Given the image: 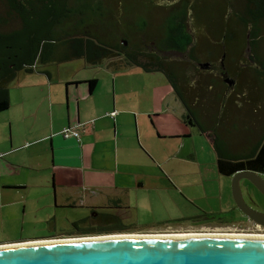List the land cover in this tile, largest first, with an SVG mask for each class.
I'll use <instances>...</instances> for the list:
<instances>
[{
	"label": "crops",
	"instance_id": "obj_1",
	"mask_svg": "<svg viewBox=\"0 0 264 264\" xmlns=\"http://www.w3.org/2000/svg\"><path fill=\"white\" fill-rule=\"evenodd\" d=\"M208 63L202 68L217 69ZM63 64L21 71L9 86V106L0 112V245L31 240L19 234L32 210L47 212L44 221L53 230L57 215L67 228L95 211L123 212L133 223L150 216L147 227L130 231L149 233L190 231L196 225L181 222L239 212L229 204L232 175L219 173L211 138L184 122V107L166 78L156 75L161 72L124 63ZM92 78L97 84L90 91ZM227 82L205 93L203 119L215 111L231 124L228 108L238 99L264 105L256 83ZM66 126L79 137L64 138ZM194 133L208 138L214 163L200 160L196 145L187 144ZM224 197L229 212L222 210ZM59 235L66 236L38 240Z\"/></svg>",
	"mask_w": 264,
	"mask_h": 264
},
{
	"label": "trees",
	"instance_id": "obj_2",
	"mask_svg": "<svg viewBox=\"0 0 264 264\" xmlns=\"http://www.w3.org/2000/svg\"><path fill=\"white\" fill-rule=\"evenodd\" d=\"M0 1L7 15L19 21L18 26L6 29L8 20L0 15V112L8 108L9 86L21 71L75 59L95 66L121 56L124 64L164 75L184 107V122L211 138L220 174L231 176L240 170L264 174V133L249 152L232 153L223 141L230 123L218 112L210 120L200 112L209 88L226 86L227 81L256 83L261 87L256 91L264 98V0H174L166 5L143 0L147 10L136 12L129 28H125L123 13L118 16L117 5L120 1L123 8L125 0ZM155 8L161 15L157 22ZM149 39L153 49L142 50L140 43ZM198 43L201 50L208 49L209 60L199 62ZM169 51L179 52L185 60L168 57ZM204 63L217 69H203ZM187 69L205 71L209 84L192 76H186L192 79L186 82ZM250 78L261 79L263 85ZM87 83L92 91L97 79ZM112 227L107 233L130 232L131 228Z\"/></svg>",
	"mask_w": 264,
	"mask_h": 264
},
{
	"label": "water",
	"instance_id": "obj_3",
	"mask_svg": "<svg viewBox=\"0 0 264 264\" xmlns=\"http://www.w3.org/2000/svg\"><path fill=\"white\" fill-rule=\"evenodd\" d=\"M242 180L264 195V179L252 170L237 171L231 179L236 207L249 219L264 225V212L251 208L243 198ZM153 234L158 233L142 232L140 236L106 233L0 245V264H264V238Z\"/></svg>",
	"mask_w": 264,
	"mask_h": 264
},
{
	"label": "rangeland",
	"instance_id": "obj_4",
	"mask_svg": "<svg viewBox=\"0 0 264 264\" xmlns=\"http://www.w3.org/2000/svg\"><path fill=\"white\" fill-rule=\"evenodd\" d=\"M155 3L158 4H171L173 3L174 0H154ZM166 3V4H165ZM118 7V16L121 17L122 13H123V19L125 22V28H129L130 27V20L135 18L136 16V12L140 11H146V5L144 4V1L142 0L141 2L139 0H125L123 8L122 6H120V1L119 4L117 5ZM156 9V8H155ZM7 9L6 6L3 2L0 1V15L6 17V19L8 20V23L6 25V29H11L14 28L16 26L19 25V21L13 16V15H7ZM156 22L161 20V15L159 12L156 11L153 14ZM123 22V20H122ZM141 35V34H140ZM136 36V38L139 39V36ZM200 38L198 37V40ZM152 40H146L145 42H141L140 46L142 47V50L145 51H151L152 48ZM199 43L196 46V55L198 57L199 62H205L206 60H209L210 56H209V51L207 50H201L199 48ZM215 55H217L214 52ZM165 55H167L168 57H173V59H180V60H185V58H182V55L177 52V51H169L167 52ZM84 60L83 59H75V60H71L70 62H64V66H67L68 64L71 66H78V64H81ZM198 62V63H199ZM124 61L122 59L121 56L115 57V58H110V59H104L100 65H108V66H113L112 64L118 65V64H123ZM198 63H196V65H198ZM67 64V65H65ZM99 65V67H101ZM121 68H118L117 70H119ZM90 70L92 71H97L98 68L96 67H91ZM205 71L203 70H199L198 69V73L193 71L192 69H187L184 74H185V78H183L186 82L187 80L192 81V79L187 78L186 80V76H192V78L196 79L198 78L199 81L203 84H209V79H207L208 77H205ZM156 75H158V77L160 78H164V75L162 73H156ZM212 74L210 73V76ZM156 77V78H158ZM250 80L255 81V79L250 78ZM258 81L255 82H260L261 85H263V81L261 79H257ZM146 81H152L155 82V78H151V79H145L144 82ZM249 88V87H247ZM255 91V89H249L248 93L252 94ZM212 96H217L216 94L212 95ZM264 101V99H263ZM207 102V101H206ZM256 107L257 108V112H252V113H248L245 112L247 110V108H252V107ZM204 107H207V105H205ZM260 108V109H259ZM233 115V118L231 120V124L225 128H227L228 132H225L224 136H223V141H224V147L232 153H238V154H244L247 153L251 150V148L255 145V142L257 141V139L263 135L264 133V105L262 106L261 104L258 106L257 102L253 101V100H245V99H238V103L235 104V106L230 105L228 108ZM245 110V111H244ZM256 110V109H253ZM215 114V111L210 112V116H213ZM188 145H192L195 144L196 145V149H197V156L200 158V160H203L205 162H211L214 163L215 162V154L214 151H212L211 149V145L210 142L208 140L207 137L200 135L199 133H194L191 137V139L188 141L187 143ZM209 153V155H208ZM231 179L232 177L229 179V183H230V189H231ZM246 184H248L246 182ZM257 201H260L261 203L264 204V197L262 195L256 196L255 198ZM216 200H214L215 202ZM227 198L224 197L222 200V210L223 211H227ZM233 197L231 195L230 197V201L229 204H233ZM235 205V203H234ZM231 210V208L228 209L227 212H229ZM47 212H44V210H39V211H34L32 210L28 216H26V220L27 222L25 223V229L23 231L22 234H19V237L23 238H31L32 240H38L40 239L42 236H50L53 234H59V232L62 233H67V230L69 228H67V225L64 223V220L57 215V221L55 220L56 223V229L53 230L52 229V223H48L45 220V217L48 219V216L46 215ZM192 213V212H191ZM223 215L225 216L223 218H231V217H235L233 216L236 212H232V214H226V212H222ZM225 213V214H224ZM123 216L127 215L125 213H123ZM135 218V217H134ZM152 218L150 216H145L143 218H139L138 221L133 223V226L130 228L129 231L132 230H138V229H142L148 226L147 223L152 222L151 220ZM212 220V219H210ZM207 218H202L201 220H193L192 222H181V225L184 224H201V223H206ZM172 225L176 224L178 225L179 223H171ZM204 229V228H203ZM209 229V228H208ZM241 230H232V231H228L227 228H224V230L222 231H200L197 230L196 228H192L190 231H185V232H167L168 234H180V233H246V234H257V235H264V233L262 232H239ZM116 233H123V234H142V232H116ZM155 233V232H154ZM158 233V232H157ZM158 234H163V233H158ZM3 235V234H2ZM63 237L65 235H59L57 237L54 238H60ZM79 236V235H78ZM6 237V234L3 235L1 237V239H4ZM53 237V236H51ZM72 238V237H77V235L73 234V235H66L63 238ZM46 239H52V238H46ZM23 242V241H20Z\"/></svg>",
	"mask_w": 264,
	"mask_h": 264
},
{
	"label": "flooded vegetation",
	"instance_id": "obj_5",
	"mask_svg": "<svg viewBox=\"0 0 264 264\" xmlns=\"http://www.w3.org/2000/svg\"><path fill=\"white\" fill-rule=\"evenodd\" d=\"M264 179V174L259 173ZM247 182L248 184H244ZM247 186V189L245 188ZM241 190L245 202L254 210L264 212V204L257 201L256 196L263 195L253 187L247 180L241 181ZM264 197V195H263ZM238 209V208H237ZM231 218H207L206 223L196 225V229L200 231H222L227 228L228 231L241 230L239 232H262L264 233V225L249 219L242 211L238 209ZM113 213V214H110ZM212 219V220H210ZM115 228H128L133 226V221L123 216V212H99L92 215H87L81 219L70 222L66 235H98L110 232ZM204 228V229H203ZM209 228V229H208ZM246 234V233H244Z\"/></svg>",
	"mask_w": 264,
	"mask_h": 264
},
{
	"label": "bare ground",
	"instance_id": "obj_6",
	"mask_svg": "<svg viewBox=\"0 0 264 264\" xmlns=\"http://www.w3.org/2000/svg\"><path fill=\"white\" fill-rule=\"evenodd\" d=\"M116 235H110V236H140V234H123V233H115ZM210 234H217V235H231V236H248V237H259V238H264V235H257V234H244V233H180V234H168V233H163V234H153L154 235H164V236H196V235H210ZM77 238V237H74ZM70 238H58L55 239V241L57 240H69ZM54 241V240H53ZM30 241H27L26 243H29ZM12 243L9 244H1L2 246L4 245H10Z\"/></svg>",
	"mask_w": 264,
	"mask_h": 264
},
{
	"label": "built area",
	"instance_id": "obj_7",
	"mask_svg": "<svg viewBox=\"0 0 264 264\" xmlns=\"http://www.w3.org/2000/svg\"><path fill=\"white\" fill-rule=\"evenodd\" d=\"M114 112H111V115ZM61 135L64 138H69V137H74V138H78L79 137V133L77 131V129L75 127H71V126H66L61 130Z\"/></svg>",
	"mask_w": 264,
	"mask_h": 264
}]
</instances>
